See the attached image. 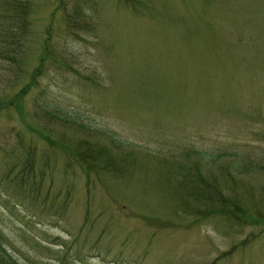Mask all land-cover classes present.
<instances>
[{
  "label": "rangeland",
  "instance_id": "374dc122",
  "mask_svg": "<svg viewBox=\"0 0 264 264\" xmlns=\"http://www.w3.org/2000/svg\"><path fill=\"white\" fill-rule=\"evenodd\" d=\"M29 7L0 50V254L264 264V0ZM83 141L123 157L118 173L86 171ZM202 179L239 209L212 197L229 216L197 213Z\"/></svg>",
  "mask_w": 264,
  "mask_h": 264
},
{
  "label": "trees",
  "instance_id": "16d2710c",
  "mask_svg": "<svg viewBox=\"0 0 264 264\" xmlns=\"http://www.w3.org/2000/svg\"><path fill=\"white\" fill-rule=\"evenodd\" d=\"M5 5V11L4 13L8 12L5 16H0V48L1 45H6L7 43L13 44L15 45L14 41L19 40V33L25 31V28L27 27V15L29 13V0H7ZM3 13V14H4ZM4 19L9 23V24H13L16 25L15 27H13L12 30L7 29L6 31L4 30L2 23L4 21ZM13 22H17V23H13ZM18 30V31H17ZM2 50V48L0 49ZM2 52H6L8 54H10V52H8V50H3ZM11 60V57L9 58ZM34 81V80H33ZM80 144V149L78 150H83L80 153L77 152V155L75 156V160H77L78 162H80L81 164H84L86 166V171L88 170H102L105 172H109L113 169L110 168V166L112 165V167L114 168L113 171H119V167L117 165H121L122 163H125V159L122 157V159L120 160H110V159H106V154H104L103 150L100 148H94V146L89 143V142H85ZM72 151V150H70ZM74 151V150H73ZM72 151V152H73ZM75 155V153H74ZM117 161V162H116ZM119 163V164H118ZM242 166H237L236 170L241 169ZM88 173V172H87ZM201 180V178H200ZM202 181L204 182L203 184H197L198 185V189L197 185H190L189 190L191 191V194L193 196H195L194 198L197 199L198 201H201V206L199 208V211H197V213H204L205 215H207L208 213H221V209L219 208H213L211 207L208 208L207 204L208 201L214 197L217 200H220L221 202L224 203H228V204H232V206L235 209H239L237 207H235V205H237V200H233L231 199L229 196H225L224 194H222L221 192V188L219 187L218 184L215 183V181L213 180H204L202 179ZM214 182V183H213ZM186 187V185H185ZM199 190H200V196L199 197ZM203 204V206H202ZM206 205V206H205ZM210 205V204H209ZM239 206V204H238ZM232 208V207H231ZM228 208V209H231ZM218 215H224V216H229V214L226 213H221ZM0 264H15L14 262H12L11 256L9 254L6 253V251L3 249L1 250V254H0Z\"/></svg>",
  "mask_w": 264,
  "mask_h": 264
}]
</instances>
